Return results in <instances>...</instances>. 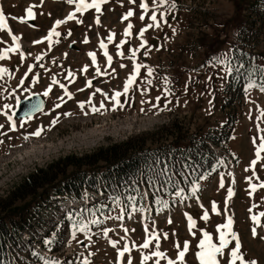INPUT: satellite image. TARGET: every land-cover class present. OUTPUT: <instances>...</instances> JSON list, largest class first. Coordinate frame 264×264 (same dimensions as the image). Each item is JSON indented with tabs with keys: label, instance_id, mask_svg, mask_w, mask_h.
Returning a JSON list of instances; mask_svg holds the SVG:
<instances>
[{
	"label": "rangeland",
	"instance_id": "obj_1",
	"mask_svg": "<svg viewBox=\"0 0 264 264\" xmlns=\"http://www.w3.org/2000/svg\"><path fill=\"white\" fill-rule=\"evenodd\" d=\"M175 2L177 8L167 12L166 24L161 22L159 27L147 28L144 32L143 39L147 43L141 48L138 33L150 22L148 17L152 11V0H147L149 10L144 20L140 19L143 12L139 7L140 0H134L133 3L129 0H107L101 4L100 13L94 8H88L83 13L77 12L75 19L57 27L61 35L53 36L51 45L41 38L47 35L56 19H63L68 12L74 11V4L69 5L66 0H43L42 4L40 0H0V9L5 13L8 25V28L0 29V49L12 43L8 34L10 29L12 34L21 35L19 43L25 53L23 60L19 51L9 52L7 58L0 60V66L12 73L11 79L8 73L3 75L0 89L11 91L23 77L24 85L17 89L23 96L24 87L40 93L52 84L53 76L59 81V84H52L49 96L45 97L43 111L37 112L31 119L14 116L17 124L15 130L10 129L6 117L0 114V124L4 125L0 129V198H7L8 192L21 184L29 174L47 167L53 161L65 156L91 154L131 137H152L146 147L179 144L184 148L189 144L190 135L199 138L213 134L220 138L227 131L229 136L228 141H222L220 146L212 144L219 155L218 170L199 181L200 187L192 198L187 197V191L179 196L175 195V191L164 198L167 206L155 214L150 213L145 204L142 207L132 204L127 208L121 202L103 204V207L108 208L107 212L95 213V217L90 211L81 212L84 219L96 218L100 223L89 225L91 241L84 233H77L80 243L71 239V223L67 217L56 234L46 237L48 227L55 219H59L61 212L55 207L48 211L44 208L40 212L38 226L32 228L33 240L27 242V236L21 234L18 239L10 241V248L15 255L10 256L8 264L9 261L11 264H43L41 256L59 258L62 264H82L89 252L93 253L91 264H116L117 248H122L125 243L129 244L131 252L121 258L122 264H127L129 255L131 264H155L157 258L142 262L144 255L155 250L154 239L150 240L148 249L132 247L133 242L142 245L153 231L160 238L159 250L164 251L168 258L175 259L178 251L175 245L179 244L182 249L183 243L188 241L185 264H199L195 253L199 250L197 245L203 236L202 230L210 232L213 241L218 243L216 226L225 223L228 216L233 217V230L239 234L246 257L264 264V240L260 239V236H264V228L258 227L257 237H252V221L248 211L255 204L252 214L264 212V187H257L253 191L246 179L251 176V183L255 184L264 181V150L255 165V175L253 168L249 167L255 159L260 137L264 136V92L259 87H253L244 93L240 102L233 101L237 94L225 91L228 75L221 72L219 66L209 63L213 56L238 46L255 54V63L264 65V0ZM30 3L37 5L34 8L35 18H28L25 22L16 19L25 14V8ZM129 9L133 10V15L122 20L121 17ZM164 10L163 7L160 9ZM157 16L159 19V12ZM97 17L99 24L96 23ZM77 20L81 22L77 23ZM129 22L133 27L130 35L126 36L124 29ZM249 26V30L243 29ZM110 31L115 33L111 42L107 40ZM238 31H242L241 37ZM101 40L106 45L104 49L100 47ZM121 40L125 41L119 49L123 55H118L116 45ZM33 41L41 42L34 44ZM130 49H138L135 60L131 59ZM105 51L112 57L110 63L104 55ZM145 51L148 55H144ZM89 52L95 53V64L87 55ZM41 53L44 55L37 61L35 57ZM86 64L87 70L82 71ZM136 64L141 67L125 95L124 83ZM29 65L33 66L31 71H28ZM148 67L153 69L151 75L148 74ZM69 70L74 78L67 75ZM25 72L28 73L26 77ZM37 74L38 80L33 83L31 77ZM60 84H64L67 91L72 93L71 98L65 95ZM96 89L102 91L97 92ZM166 90L170 95L165 94ZM7 91L0 90V105L14 103ZM116 91L121 92L118 99L124 107L117 106L113 110L115 101L110 97ZM104 93H107V97ZM157 96L160 97L159 102L156 101ZM57 97H62L63 103ZM89 97L91 104L97 107L103 101L107 111L101 109L93 113L87 103L81 109L78 102L87 101ZM166 100L169 101L167 108L156 114L157 109L152 108V104L158 103L159 108H164ZM57 103L60 104L59 108L54 107ZM64 112H70L71 115L63 116ZM85 112L88 114L85 115ZM58 114L59 122L49 129V122ZM40 126L44 127V131L39 137L24 140V134ZM98 166L103 167V164L99 163ZM221 179L223 187L220 186ZM230 187L234 194L228 197ZM32 201L33 197L30 196L15 202V205L24 207ZM212 202L217 205L216 212L211 210ZM205 211L208 212L207 219L202 218ZM5 212L8 210L3 214ZM118 215L122 217L119 220L116 219ZM188 215L196 222L191 231L188 228ZM77 219L81 217L77 216ZM260 219L264 224V217ZM104 228L110 229L107 236L103 234ZM164 233H167L166 239ZM47 238L53 240L51 245L43 243ZM109 240L117 241L116 247ZM232 246L230 244L225 249L224 256H218L220 264H227V252ZM33 251L39 255H33ZM160 264H167V259L161 258Z\"/></svg>",
	"mask_w": 264,
	"mask_h": 264
},
{
	"label": "snow or ice",
	"instance_id": "obj_2",
	"mask_svg": "<svg viewBox=\"0 0 264 264\" xmlns=\"http://www.w3.org/2000/svg\"><path fill=\"white\" fill-rule=\"evenodd\" d=\"M66 2L69 5H75V9L74 11H70L67 13V15L63 18V19H56L52 25V27L48 30L47 35L45 37H42L41 40H47L49 45H51L52 43V38L53 36L59 37L61 35V33L59 31H57V27L61 24L66 23L68 20H72L75 19V13L79 12V13H83L86 9L88 8H94L95 11L97 13L101 12V4L106 3L107 0H91V2H89V0H66ZM130 3H133L134 0H129ZM40 3H43V0H40ZM37 5L36 4H32L30 3L26 8H25V14L17 17L16 19L20 20L21 22H25L28 18L34 19L36 13L34 12V8H36ZM139 7L141 9H143V12L141 13L140 19L144 20L145 18V13L148 12L149 10V4L147 3V0H140V4ZM164 8V11H160L161 8ZM177 8V4L175 2V0H171V3H169V0H152V11L150 16L148 17L149 19V24H147L145 27L141 28L138 35L141 38V43H140V47H144V45L147 43L146 40L143 39V34L144 32L147 30V28H152V27H159L161 22L163 23H167V20L165 19V17L167 16V12L169 10L172 9H176ZM159 12V19L157 16V13ZM133 15V10L129 9L122 17V20H126L128 17H131ZM77 23H80L81 21L77 20ZM99 17L96 18V23L99 24ZM133 27V25L131 24V22H129L127 24V27H125L124 29V34L130 35V29ZM8 28V25L6 23V17H5V13L3 12L2 9H0V29H5ZM173 33H175V29H173ZM11 36V41L12 43L10 44L9 47L7 48H3L0 49V60H3L5 58H7V55L9 52H17L19 51L20 53V57L23 60L25 53L21 50V44L19 43L20 39H21V35H17V34H12L11 30L9 29V33ZM71 32L69 30L68 35H70ZM115 33L114 32H109L108 36H107V40L109 42H111L113 40ZM41 41H33V43H39ZM58 42V41H57ZM85 42H87V39L85 38ZM125 41L121 40L119 44L116 45L117 48V54L118 55H123L122 52L119 51L120 49V44H123ZM100 47L102 49L106 48V45L104 43L103 40L100 41ZM138 51V49H130V52L132 53L131 59L135 60V52ZM28 55H31L30 53H28ZM44 54H38L35 59L37 61H39L42 56ZM65 56L67 55V53L64 54ZM87 55L89 57H91L93 64L96 63V56L94 52H89L87 53ZM104 55L107 57L108 62L110 63L112 60V57L110 55H108L107 51H105ZM144 55H148V52L145 51ZM250 61H252V63H250L249 65H245V63L242 60L236 59L235 58V53L233 52L232 49H229L228 52H224L221 53L219 55L213 56L211 58V60L209 61V63L213 64L214 66H219L220 67V71L223 72L226 75H231L232 73H236L237 75H241L244 72H247V83L245 84V92L247 93V91L253 87H259L261 92H264V65H256L254 63L255 58L254 57H250L249 58ZM235 61V62H234ZM41 68H44L43 64L39 65ZM123 67V65H121ZM32 65L28 66V71L32 70ZM88 65H84L83 68L81 69L82 71H86L87 70ZM141 67L140 64H136L134 67L133 72L129 75L128 79L125 81L124 86H123V93L126 95L129 89V85L133 82L134 77L137 75L139 68ZM96 71L99 73V68L97 67ZM148 74L151 75V73L153 72V69L151 67L147 68ZM5 73H8L9 79H11L12 73L5 67L0 66V79L3 78V75ZM28 75L27 72L24 73V76L26 77ZM68 76H72L74 78V74L69 70L67 73ZM257 77H258V81L257 82ZM210 79V77H209ZM31 80L33 83L37 82L38 80V74L37 75H33L31 77ZM165 82L167 83V78H165ZM89 84L91 83V81L88 82ZM148 83L150 84L151 81L149 80ZM52 84H59V81L56 80L55 76H53L52 78ZM52 84H49L47 86V88H45L42 92L37 93V92H33L31 89L24 87L22 89L24 95L22 96L21 94H19L17 92V89H20L21 86L24 85V78L22 77L15 88H12L11 91H7L6 89H0L3 91H7V95L9 97L13 98L14 103H10V102H5L3 105H0V114L4 115L6 117V122L9 124L10 129L11 130H15L17 124H16V120L14 119V116L16 114V108L20 105L21 100H32L34 98L37 97H48L49 96V92L51 90ZM60 87L62 89L65 90V95L68 96L69 98H71L72 93L67 91V88L64 84H60ZM82 89H78V91H80ZM97 92L102 91L101 89H96ZM166 95H170V93L165 92ZM104 95L107 97V93H104ZM121 96V92L120 91H116L113 93V95L110 97L111 100L115 101L112 104V109L115 110L117 108V106H119L120 108L124 107V104L121 103V101L118 99V97ZM57 100L60 101V103H63V98L62 97H57ZM160 97L157 96L156 97V101L159 102ZM79 103V107L81 109L84 108L85 103L90 105V111L93 113L99 112L101 109H104L105 111H107V109L105 108V105L103 103V101H101L99 107H97L96 105L91 104V97H89V99L87 101H80ZM141 103H144V101H141ZM169 101H165V105L164 108H159L158 107V103H154L152 104V108L157 109V113L161 111H164L167 108ZM187 103V102H185ZM44 104L45 101L42 98L39 99H35L34 102H31L28 104L25 112H24V119H31L34 113L37 112H41L44 110ZM54 107L59 108L60 104L57 103L54 105ZM151 110V109H150ZM50 111V109H49ZM141 112L144 111L143 108L140 109ZM85 115H87L88 113L85 112ZM63 116H69L71 115L70 112H64L62 113ZM24 119L21 120V126H23L24 123ZM59 122V114L57 116H54L52 118V120L49 122L48 128L51 129V127L55 126L57 123ZM4 128L3 124H0V129ZM44 131V127L40 126L37 127L35 131H32L30 133H26L24 134V140H28L30 137H39L41 135V133ZM264 131V130H262ZM2 134V133H0ZM2 142V141H0ZM253 143L255 144V138H253ZM264 150V136L260 137V143L259 145L256 147V156L255 159H253L250 162L249 167L253 168V175H255V165L257 163L258 160L261 159V151ZM185 167H187V165H185ZM160 175H165L168 171H169V164L167 163V161H161L159 158L156 159V161L153 162L152 165L149 166V173H153V172H157ZM231 175V174H230ZM206 179V175H201L198 178L194 179L191 182V191L192 193H196L200 187L199 181H202ZM246 179L249 180L250 182V188L254 191L257 187H264V181H261L259 184H255V183H251L252 177H246ZM151 180H152V176L149 175V179L148 182L149 184H151ZM170 182V180H169ZM139 183V182H138ZM220 186L223 187V179H221L220 181ZM137 192H139V189L137 188ZM185 192V190L183 188H177L175 195L179 196L182 195ZM147 193H144V195H146ZM233 189L230 187L228 189V197H231L233 195ZM251 195V193H249ZM135 197L132 196H128V200L132 201L134 200ZM120 200V197H116L114 199V203L118 204ZM156 202L158 204L160 203H164V206H167L166 202L161 201V199L159 197H157ZM225 204H227V200L225 201ZM103 207V206H102ZM256 207V205L254 204L252 206V208ZM252 208H249L248 211L250 213V220L252 221V225L250 228L251 231V235L253 238L257 237V228H264V224L261 223V217H264V212H259L256 214H252ZM135 206L133 205V211H135ZM211 210L213 212L217 211V205L215 202H212L211 204ZM187 215V214H186ZM77 216L81 217V219H77ZM92 216L95 217V212L92 213ZM67 218L71 223V239L72 240H76L77 243H80V241L77 239V233H84L85 236L87 237V239L89 241H91V236L89 235L90 233V228L89 225L92 224H99L100 221L96 218L90 219V220H86L83 218V214L81 212H76L74 214L73 211H68L67 212ZM121 216H117L116 219H121ZM203 219H207L208 218V212L205 211L203 214ZM187 220H188V228L189 231H191L192 227L195 225V220L188 215L187 216ZM171 222V220L169 219V223ZM233 217L232 216H228L227 220L225 223L219 224L216 226V231L219 233V239H218V243L213 241V236L210 232L208 231H203V236L202 238L199 240V244L197 245L198 247V251L195 253L197 259L199 260V264H220V260L218 259V256H224L225 255V249L229 247L230 244H232L233 246L229 249V251L227 252V264H258V261L254 258H248L246 257L245 253L242 251V243L239 237V234L233 230ZM103 234L105 236L108 235L110 229L108 228H104L103 230ZM125 231H127V229H125ZM145 231L147 233L148 229L147 227H145ZM164 238H167V233H164ZM154 239L155 240V250L151 251L149 254L144 255L142 257V262L143 261H148L149 259L152 258H157L155 260V264H160V259H167V264H177V262H179V264H185L184 261V256L185 253L188 251L189 248V244L188 241H185L183 243V247L182 249H180V245L177 244L175 245V247L178 249L177 254L175 256V259H171L168 258L166 256V253L164 251L159 250V236L155 233V231H153L150 236L148 238H145L143 240L142 245H136L134 242L132 243V247H139L142 249H148L149 245H150V240ZM261 240H264V236H260ZM43 243L45 245H51L53 243V240L51 238H47L43 241ZM68 243H71V240L68 241ZM109 243H111L113 245V247H116L117 241H113V240H109ZM131 252V248L129 247L128 243H125L122 248H117V260H116V264H122L121 258L124 257L125 253H130ZM33 255H39L38 252L33 251L32 253ZM93 255V253L89 252L87 256L84 257L82 264H91L90 261V257ZM40 259L42 260L43 264H62V261L59 258H55V257H48L45 258L43 256L40 257ZM9 264H11V262L9 261ZM127 264H131V257L129 255L128 260H127Z\"/></svg>",
	"mask_w": 264,
	"mask_h": 264
},
{
	"label": "trees",
	"instance_id": "obj_3",
	"mask_svg": "<svg viewBox=\"0 0 264 264\" xmlns=\"http://www.w3.org/2000/svg\"><path fill=\"white\" fill-rule=\"evenodd\" d=\"M240 9H242L241 4ZM250 27L243 29L249 30ZM242 34L240 31L238 35L241 37ZM233 52L235 58L242 60L246 66L252 63L249 58L255 55L238 46L234 47ZM257 82H259L258 77ZM246 83L247 72L241 75L234 72L228 76L225 91H234L237 96L233 98V101L240 102ZM163 128L166 129V127ZM228 137L226 133L221 134L220 138H216L213 134H205L199 138L196 135H190L189 144L183 148L179 144L146 147L147 141L152 137L140 135L100 148L91 154L79 157L65 156L53 161L45 168L37 169L29 174L21 184L9 191L7 198H0V214L4 215H0V261H5L4 241L30 224L41 202L66 190H79L83 186L91 187L99 178L113 180L118 184L123 195V205L127 208H130L132 204L137 207L144 205L143 200L137 194V188L141 183H146L151 187L152 195L149 203L154 213L164 207V203L156 202L157 197L164 202L165 197L170 196L179 188V183L187 191V196L193 197L191 182L201 175L214 174L218 170L219 155L212 144L220 146L222 141H228ZM157 158L161 161L166 160L169 164V171L165 175H160L158 171L149 173V166ZM99 163H102L103 167L98 166ZM171 174L174 175L173 178ZM149 175L152 176L151 184L148 182ZM30 196L33 197L30 204L24 207L15 205V202ZM128 196L135 197V199L129 201ZM102 206V203L95 204L94 211L99 214L107 212L108 208ZM5 210L8 212L3 214ZM7 219L10 221L6 222Z\"/></svg>",
	"mask_w": 264,
	"mask_h": 264
},
{
	"label": "water",
	"instance_id": "obj_4",
	"mask_svg": "<svg viewBox=\"0 0 264 264\" xmlns=\"http://www.w3.org/2000/svg\"><path fill=\"white\" fill-rule=\"evenodd\" d=\"M39 98L44 99V97H37V98H34L32 100H23L22 99L20 105L15 110L16 111L15 116L17 118H24V112H25L28 104L31 103V102H34L35 99H39ZM44 101H45V99H44ZM44 106H45V104H44ZM34 114H36V113H34Z\"/></svg>",
	"mask_w": 264,
	"mask_h": 264
},
{
	"label": "bare ground",
	"instance_id": "obj_5",
	"mask_svg": "<svg viewBox=\"0 0 264 264\" xmlns=\"http://www.w3.org/2000/svg\"><path fill=\"white\" fill-rule=\"evenodd\" d=\"M74 9H75V7H74ZM63 202H64V205H71V206L80 203L77 199L74 198L73 195H71L69 198H67L66 201H63Z\"/></svg>",
	"mask_w": 264,
	"mask_h": 264
}]
</instances>
